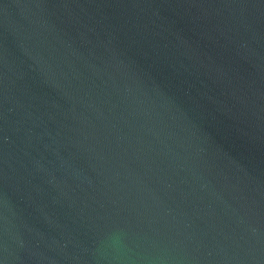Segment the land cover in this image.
Wrapping results in <instances>:
<instances>
[{
  "label": "water",
  "instance_id": "water-1",
  "mask_svg": "<svg viewBox=\"0 0 264 264\" xmlns=\"http://www.w3.org/2000/svg\"><path fill=\"white\" fill-rule=\"evenodd\" d=\"M0 264H264V0H0Z\"/></svg>",
  "mask_w": 264,
  "mask_h": 264
}]
</instances>
